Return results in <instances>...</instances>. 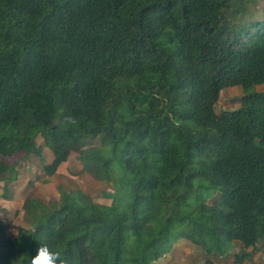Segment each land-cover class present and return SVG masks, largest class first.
I'll list each match as a JSON object with an SVG mask.
<instances>
[{
	"label": "trees",
	"instance_id": "1",
	"mask_svg": "<svg viewBox=\"0 0 264 264\" xmlns=\"http://www.w3.org/2000/svg\"><path fill=\"white\" fill-rule=\"evenodd\" d=\"M258 0H0V183L71 152L113 189L98 204L58 187L0 264L44 244L64 264H155L180 240L204 264L264 245V15ZM240 87L237 109L217 111ZM71 117L75 123L67 119ZM99 140L106 151L87 147ZM19 254H21L19 256Z\"/></svg>",
	"mask_w": 264,
	"mask_h": 264
},
{
	"label": "rangeland",
	"instance_id": "2",
	"mask_svg": "<svg viewBox=\"0 0 264 264\" xmlns=\"http://www.w3.org/2000/svg\"><path fill=\"white\" fill-rule=\"evenodd\" d=\"M257 8L264 15V0H258ZM258 92H264V85L254 88ZM242 90L240 87L224 89L221 92L216 110H233L240 105ZM36 142L42 156H31L21 162L17 167V177L12 183L5 187L0 183V221L4 225L9 238L17 237L18 229H32L33 214L28 204L29 201L41 202L44 205L57 204L59 202L58 187L65 191H79L81 196L91 197L95 203H110L106 196L113 189L109 183L100 182L87 172L77 154L71 152L65 163L59 166L54 175H48L43 169L44 165L52 161L51 152L45 147L42 139L38 137ZM87 147H97L106 151L99 140H89ZM231 250L225 258H216V264H232ZM21 254H19L20 256ZM258 258L256 259V257ZM205 255L200 247L180 240L173 245L172 250L159 259L155 264H204ZM245 264H264V245L256 252L250 262Z\"/></svg>",
	"mask_w": 264,
	"mask_h": 264
},
{
	"label": "clouds",
	"instance_id": "3",
	"mask_svg": "<svg viewBox=\"0 0 264 264\" xmlns=\"http://www.w3.org/2000/svg\"><path fill=\"white\" fill-rule=\"evenodd\" d=\"M69 122L75 123L71 117L67 118ZM30 264H64L58 251H54L47 245H40L34 255H31Z\"/></svg>",
	"mask_w": 264,
	"mask_h": 264
},
{
	"label": "crops",
	"instance_id": "4",
	"mask_svg": "<svg viewBox=\"0 0 264 264\" xmlns=\"http://www.w3.org/2000/svg\"><path fill=\"white\" fill-rule=\"evenodd\" d=\"M258 258V256L256 257V259Z\"/></svg>",
	"mask_w": 264,
	"mask_h": 264
}]
</instances>
